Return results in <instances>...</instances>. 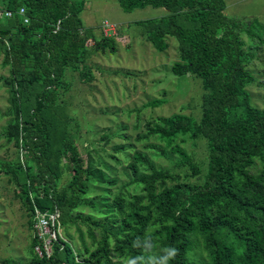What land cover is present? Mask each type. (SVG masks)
Masks as SVG:
<instances>
[{
	"label": "trees",
	"instance_id": "1",
	"mask_svg": "<svg viewBox=\"0 0 264 264\" xmlns=\"http://www.w3.org/2000/svg\"><path fill=\"white\" fill-rule=\"evenodd\" d=\"M118 1L125 12L149 6L174 12L152 21L147 39L159 52L167 48L166 36L177 40L181 62L173 65L172 72L201 79L207 92L202 116L199 122L178 115L162 119L146 137L158 135L169 145L178 135L206 138L210 155L205 182L166 186L172 176L137 153L129 168L143 195L133 196L130 202L121 196L113 204L105 201L109 213L120 215L111 221L113 226L106 223L110 218L71 216L77 201L89 191V171L74 152L69 133L56 132L50 115L57 106L66 66L78 63L87 41L93 39L81 18L84 2L6 0L0 12L24 7L29 21L24 23L21 15L0 16L2 65L10 67V77L4 80L11 116L5 135L22 152L21 158L0 166L29 210L35 256L27 263L4 258L0 264H124L126 260L129 264H195L201 245L208 260L201 264H264V114L251 104L246 90L253 76L240 39L251 26L225 15L223 0ZM4 23L15 30L2 28ZM114 44L112 38H102L96 45L113 50ZM85 76L91 78L88 72ZM55 134L60 136L57 149ZM171 151L199 174L185 151L179 147ZM62 156L68 160L65 171L71 177L60 192ZM140 165L146 173L140 174ZM37 212L47 216L50 231L56 234L50 238V254L35 228ZM56 214L53 221L51 216ZM80 222L87 226L93 248L84 242ZM69 223L76 225L82 250H75L57 233ZM95 230L101 231L99 239Z\"/></svg>",
	"mask_w": 264,
	"mask_h": 264
},
{
	"label": "rangeland",
	"instance_id": "2",
	"mask_svg": "<svg viewBox=\"0 0 264 264\" xmlns=\"http://www.w3.org/2000/svg\"><path fill=\"white\" fill-rule=\"evenodd\" d=\"M223 1L225 15L251 26L250 33L240 35L249 60L247 68L253 76V82L246 90L251 104L264 114V0ZM83 2L81 18L93 39L87 41L80 61L66 66L61 77L62 85L57 90V106L50 117L58 127L56 132L69 133L74 152L89 171V191L77 201L71 216L82 215L99 221L110 218L106 223L113 226L111 221L120 215L117 211L109 213L104 207L105 201L113 204L121 196L130 202L133 196L143 195L142 186L133 181L129 168L137 153L147 157L160 172L172 176L165 181L166 186L204 184L210 155L206 138L178 135L169 145L158 135H146L150 128L160 125L162 119L175 115L199 122L207 92L201 79L195 75L178 77L173 74V65L181 62L175 38L165 37L167 48L162 52L147 39L153 28L151 22L172 15V10L149 6L125 12L118 0ZM5 4L6 0H0V8ZM105 22L116 25L115 34L110 37L104 34ZM5 27L15 30L9 23L2 25ZM102 38H112L114 49L98 48L96 44ZM3 59L0 48V164L16 161L22 155L16 141L7 142L5 135L11 116L7 115L10 103L4 80L10 77V67L2 65ZM87 72L91 78L85 76ZM153 102L158 105L151 106ZM57 137L60 136L55 134L56 140ZM55 146L57 149L58 140ZM176 147L191 157L190 163L199 174L194 173L189 164L179 162L180 157L171 151ZM67 161L63 156L60 159L62 176L57 186L60 192L71 177L70 172L65 171ZM144 173L145 167L140 165V174ZM30 221L29 210L18 193V187L0 166V261L13 258L27 263L35 256ZM79 226L84 233V242L93 248L87 226L81 222ZM48 232L44 244L50 253V238L56 234L50 229ZM58 232L73 244L75 250L83 249L76 225L69 223ZM95 235L99 239L101 231L95 230ZM195 257V264L208 262L202 245L196 250Z\"/></svg>",
	"mask_w": 264,
	"mask_h": 264
},
{
	"label": "built area",
	"instance_id": "3",
	"mask_svg": "<svg viewBox=\"0 0 264 264\" xmlns=\"http://www.w3.org/2000/svg\"><path fill=\"white\" fill-rule=\"evenodd\" d=\"M15 15H21L23 17L24 23H28V18L25 16V10L24 8H20L17 11H9V10H4L2 12H0V16L4 17V18H13ZM103 31L105 36L110 37V35L115 34L116 31V25L109 23V22H105L103 25ZM58 217V215H52L51 219L53 221L56 220V218ZM35 228L37 230V234L39 237H41L42 239L45 240V235L48 234L49 232V222L47 219V216L37 212L36 213V224H35ZM55 237V235H54ZM44 248L47 254H50L47 250L46 244H44ZM37 251L39 252V254L41 255V251L39 250V248H37Z\"/></svg>",
	"mask_w": 264,
	"mask_h": 264
},
{
	"label": "clouds",
	"instance_id": "4",
	"mask_svg": "<svg viewBox=\"0 0 264 264\" xmlns=\"http://www.w3.org/2000/svg\"><path fill=\"white\" fill-rule=\"evenodd\" d=\"M175 255V252H174V254H173V256Z\"/></svg>",
	"mask_w": 264,
	"mask_h": 264
}]
</instances>
